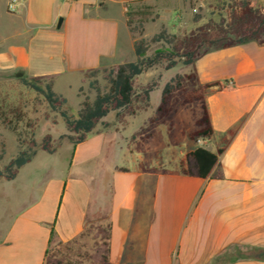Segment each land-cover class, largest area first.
<instances>
[{"label": "crops", "instance_id": "0c3cea01", "mask_svg": "<svg viewBox=\"0 0 264 264\" xmlns=\"http://www.w3.org/2000/svg\"><path fill=\"white\" fill-rule=\"evenodd\" d=\"M137 1L0 0V73L53 81L74 75L85 82L91 71L124 63L133 47L127 5ZM185 67L201 85L232 81L237 89L210 90L214 135L190 140L177 168L161 164L163 150L152 160L151 167L170 174L143 173V154L127 147L137 157L135 165L114 167L105 188L110 189L106 264H264V44L213 47ZM229 131L234 134L209 178L181 171L186 154L199 147L216 153ZM86 141L75 147L77 156ZM68 181L47 187L42 201L17 217L0 244V264H45L53 243L80 237L92 194L80 181Z\"/></svg>", "mask_w": 264, "mask_h": 264}, {"label": "rangeland", "instance_id": "374dc122", "mask_svg": "<svg viewBox=\"0 0 264 264\" xmlns=\"http://www.w3.org/2000/svg\"><path fill=\"white\" fill-rule=\"evenodd\" d=\"M259 1L264 3V0ZM232 3L233 0H141L132 3L127 7L126 13L143 12L147 18L144 24L142 23V32L132 34L133 43L139 38L150 41L162 28L169 34L183 37L199 26L219 24L226 17L225 11ZM195 15L199 16L197 22L194 21ZM130 19L132 27H136L141 17L136 15ZM59 32L62 33L63 30ZM159 49H164L161 43L151 44L146 55L151 56ZM121 60H135L133 47ZM104 69H98L93 78L86 76L85 82L78 76L65 75L58 81H53L52 78H38L36 83L42 87L51 83L53 90L67 99V103L61 106V111H66L69 116L74 117L84 96L92 100L96 95V91L89 87L92 79H97L102 90H106ZM186 69L182 62L168 71L164 65H160L137 77L134 82L136 96L132 104L119 115L112 112L103 119L88 137L79 156L75 154L77 145L71 144L67 138L60 140L62 135L68 134L60 112H53L43 95L27 88L21 81L22 78L32 79L24 75L18 77L19 74L0 73V105L5 109L18 107L25 114L24 120L16 129L10 130L0 126V170L26 148L25 145H20L19 139L28 141L34 137L40 144L50 135L53 143L58 145L54 154L37 148L36 156L20 169L15 180L0 181V244L10 232L17 217L42 201L47 187L67 180L76 184L74 181L78 180L87 185L92 194V208L88 217L91 223L90 233L82 239H76V243H62L58 246L56 243V246H52L55 253H51V259L62 264H101L102 256L106 255L108 247L110 189L106 191L105 188L113 178V169L116 166L133 168L137 157L127 151V147H133V150L135 147V142L131 140L132 135L146 127L154 117L164 85L177 74H184ZM153 82H157L159 86L150 93L147 100L143 91ZM79 84L82 92L79 91L80 88H76ZM29 123H32L33 128L29 127ZM168 130L169 125L164 124L156 127L155 132L163 142L168 143ZM189 143L190 139L186 138L180 146H166L163 149L161 164L168 169L177 168L179 158ZM156 159H160L159 154ZM160 161L155 160L154 165L160 166ZM93 208L96 211H92Z\"/></svg>", "mask_w": 264, "mask_h": 264}, {"label": "trees", "instance_id": "16d2710c", "mask_svg": "<svg viewBox=\"0 0 264 264\" xmlns=\"http://www.w3.org/2000/svg\"><path fill=\"white\" fill-rule=\"evenodd\" d=\"M130 5V4H129ZM127 5V7L129 6ZM226 17L219 24H207L199 26L188 35L178 37L169 34L165 28L155 34L150 41L144 38L135 39L133 43L134 61L124 62L110 69H104L107 80L106 90H102L97 79L89 82V87L96 91L94 99L84 96L81 107L76 116H69L66 111H61V106L67 103V99L53 90L52 84L47 83L44 87L36 83L38 78L21 81L27 88L35 90L43 95L53 112H60L65 121L68 134L62 135L60 140L67 138L71 144L79 145L84 143L94 132L97 125L110 113L116 112L119 115L126 110L135 98V79L149 70L164 65L165 70L174 69L180 62L184 66H193L195 62L206 54L211 48H228L246 41L255 40L264 44V7L256 0H233V3L226 9ZM141 17L139 25L132 27L134 16ZM127 26L131 34L142 32V23L146 21V15L140 13H126ZM199 16H194L197 22ZM161 43L164 49L157 50L153 55L147 56L151 44ZM97 70L87 74L93 78ZM159 84L153 82L148 86L143 94L147 100ZM212 88L219 91H234L237 89L232 81H219L215 83L201 85L198 82L196 72L177 74L162 88L161 100L157 105L154 117L146 127L132 135L131 140L135 142V149L144 156L140 163V170L151 175L170 174L165 169H157L150 166L153 159L163 150L165 144L156 135L155 129L159 125L168 124V141L172 146H178L185 138L194 141L197 139L210 140L214 135L208 110L207 97ZM82 92V89H79ZM25 114L18 107H3L0 105V126L6 129H16L17 125L24 120ZM29 127L33 128L32 123ZM233 132L229 131L226 136L217 142L216 153L206 148L199 147L189 152L180 161L181 171L187 175L196 174L202 179L209 178L213 169L218 164L219 155L224 151ZM21 146L26 148L10 160V162L0 170V181H13L19 175L20 169L30 163L37 154V148L54 154L58 145L53 143L50 135H47L40 144L34 137L28 141H21ZM1 158V156H0ZM196 170V173L194 172ZM91 223L86 222L85 230L79 239L89 235ZM109 240L110 224L107 226ZM72 243V242H71ZM76 243V240L73 241ZM62 243H58L61 245ZM52 244L47 251L45 264L55 263L51 257L55 253ZM109 247L106 255L102 256L101 264L108 261ZM81 255H79L80 257Z\"/></svg>", "mask_w": 264, "mask_h": 264}, {"label": "water", "instance_id": "95a60500", "mask_svg": "<svg viewBox=\"0 0 264 264\" xmlns=\"http://www.w3.org/2000/svg\"><path fill=\"white\" fill-rule=\"evenodd\" d=\"M62 21H63V19L60 18V19H59V23H58V28L61 27ZM20 76H22V74H19V75H18V77H20Z\"/></svg>", "mask_w": 264, "mask_h": 264}, {"label": "built area", "instance_id": "2783aa9c", "mask_svg": "<svg viewBox=\"0 0 264 264\" xmlns=\"http://www.w3.org/2000/svg\"><path fill=\"white\" fill-rule=\"evenodd\" d=\"M71 1H74V0H71ZM9 9H14V5L11 3L10 5H9Z\"/></svg>", "mask_w": 264, "mask_h": 264}]
</instances>
